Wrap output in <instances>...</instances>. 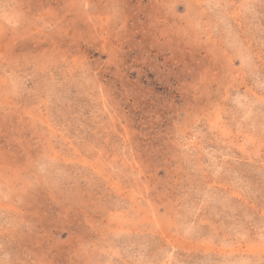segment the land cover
Wrapping results in <instances>:
<instances>
[{"label":"rangeland","instance_id":"obj_1","mask_svg":"<svg viewBox=\"0 0 264 264\" xmlns=\"http://www.w3.org/2000/svg\"><path fill=\"white\" fill-rule=\"evenodd\" d=\"M0 264H264V0H0Z\"/></svg>","mask_w":264,"mask_h":264}]
</instances>
